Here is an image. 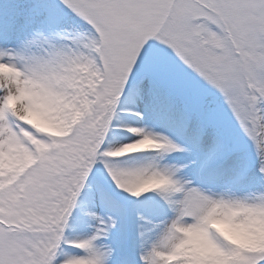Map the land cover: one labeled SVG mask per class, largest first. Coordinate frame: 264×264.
<instances>
[{"label": "snow or ice", "instance_id": "6c2138e0", "mask_svg": "<svg viewBox=\"0 0 264 264\" xmlns=\"http://www.w3.org/2000/svg\"><path fill=\"white\" fill-rule=\"evenodd\" d=\"M129 250L264 264V0H0V264Z\"/></svg>", "mask_w": 264, "mask_h": 264}, {"label": "rangeland", "instance_id": "374dc122", "mask_svg": "<svg viewBox=\"0 0 264 264\" xmlns=\"http://www.w3.org/2000/svg\"><path fill=\"white\" fill-rule=\"evenodd\" d=\"M250 146H249V151H250ZM103 182V181H101ZM107 186V185H106ZM87 192V190H85V193ZM87 197H86V194L85 195H82L81 196V201L84 202L86 201ZM88 221L85 217H83L81 215V212H80V208L78 207L74 213H73V216L70 220V227L68 229V235L69 237H74L76 235H79V234H82V233H85L87 231H89L90 229L88 228ZM73 251H75V249H73ZM133 256V253L131 250L128 251V259H129V264H130V260H131V257Z\"/></svg>", "mask_w": 264, "mask_h": 264}, {"label": "clouds", "instance_id": "9594fccd", "mask_svg": "<svg viewBox=\"0 0 264 264\" xmlns=\"http://www.w3.org/2000/svg\"><path fill=\"white\" fill-rule=\"evenodd\" d=\"M230 238L234 239L238 243H246L248 242V238L239 232H231Z\"/></svg>", "mask_w": 264, "mask_h": 264}]
</instances>
